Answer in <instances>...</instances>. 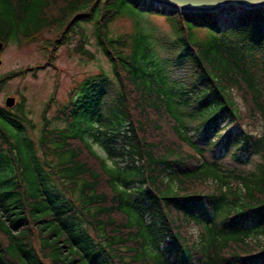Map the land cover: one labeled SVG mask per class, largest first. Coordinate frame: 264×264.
Wrapping results in <instances>:
<instances>
[{"label": "trees", "instance_id": "16d2710c", "mask_svg": "<svg viewBox=\"0 0 264 264\" xmlns=\"http://www.w3.org/2000/svg\"><path fill=\"white\" fill-rule=\"evenodd\" d=\"M92 1L0 0L4 42L55 26L58 41L77 36L91 55V22L112 73L75 84L55 113L61 125L45 118L35 141L23 101L0 106V264H264V130L241 126L264 125V5L225 29L209 11L168 9L175 51L160 58L148 32L109 35L124 0H106L101 16ZM220 121L239 127L221 134ZM219 147L238 163L261 157L241 172L204 157Z\"/></svg>", "mask_w": 264, "mask_h": 264}, {"label": "rangeland", "instance_id": "374dc122", "mask_svg": "<svg viewBox=\"0 0 264 264\" xmlns=\"http://www.w3.org/2000/svg\"><path fill=\"white\" fill-rule=\"evenodd\" d=\"M147 2V0H138L139 6H136L130 0L120 2L113 18L107 24L109 35L118 36L139 31L148 32L151 36L152 47L157 50V56L160 58L171 57L175 48L170 43V39L177 34V31L166 16L165 6L152 5L155 9L164 8L162 13L139 8L143 4L147 5ZM51 3L49 11L53 12L60 2ZM94 4L99 7L101 16L104 13L106 0H93L89 6L91 7ZM243 9L242 6H235L218 8L209 12L219 26L225 29L230 21L234 19L235 14ZM89 10L88 8L84 12L87 13ZM260 12L264 14L262 9H260ZM84 26L87 36L84 47L91 55L89 53L84 54L78 49L77 36L64 42L58 41L62 35V29L57 30L55 26H45L28 40L21 37L17 41L9 40L0 48V76L8 71L22 68L21 72L8 77L0 86V106L11 109L19 100L23 101V112L33 126L32 129H27L29 138L33 141L39 135L42 124L48 121L45 118L49 119L50 124L53 126L61 125V121L55 118V113L67 101L75 84L86 76L100 71H105L112 77L110 63L93 33L92 23L87 22ZM64 27L63 25L62 28ZM231 27L242 28L237 23L231 25ZM195 32L200 38L205 34L203 28H198ZM29 66L31 68L27 69ZM180 73L181 67L168 69L170 79H175ZM7 95L14 97V102L10 107L5 104ZM233 97L239 110L244 111V106L237 93L233 92ZM46 103L47 106L44 109ZM244 127L252 131L254 129L264 130V125L261 122H258L254 128L249 123L244 124ZM227 128L236 131L238 127L236 123H228ZM94 148L102 154L97 145H94ZM204 157L206 159H217L223 167L247 172L254 168L261 155L254 153L249 159L241 163L234 161L229 155L216 158L208 150L204 151ZM40 158H44L42 154H40ZM45 158V160L51 162L55 161L51 155H46ZM205 184L209 185L207 182ZM188 231L196 239L197 229L193 225L188 227Z\"/></svg>", "mask_w": 264, "mask_h": 264}, {"label": "water", "instance_id": "95a60500", "mask_svg": "<svg viewBox=\"0 0 264 264\" xmlns=\"http://www.w3.org/2000/svg\"><path fill=\"white\" fill-rule=\"evenodd\" d=\"M153 6H165V10L174 9L177 11H212L218 8L242 6L249 8L264 5V0H147ZM168 8V9H167ZM2 43L0 41V47ZM14 102L13 96L5 97V104L11 106Z\"/></svg>", "mask_w": 264, "mask_h": 264}]
</instances>
